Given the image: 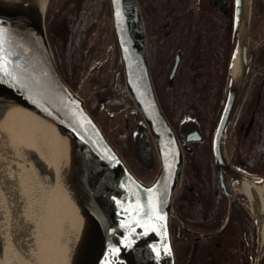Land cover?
<instances>
[{
    "label": "water",
    "instance_id": "1",
    "mask_svg": "<svg viewBox=\"0 0 264 264\" xmlns=\"http://www.w3.org/2000/svg\"><path fill=\"white\" fill-rule=\"evenodd\" d=\"M49 2L41 14L34 6L14 7V1L0 0V65L7 63L6 71L0 68V112L5 99H12L56 122L66 138V148L57 160L83 195L87 213L66 200L82 227L69 228L72 241L56 264H178L172 232V220L176 219L174 205L184 180L185 152L191 151L189 144L202 142L203 135L195 123L182 126L178 133L160 103L139 1L108 0L119 54L116 72L123 74L136 124L133 155L149 168L156 160L158 163L149 183L132 170L102 127L107 121L111 123L110 129L117 128L127 110L112 115L104 108L95 116L81 91L75 90L61 74L46 29ZM241 25L245 27L243 39L239 37ZM233 38L238 45L236 54H239L241 72L238 79L233 77L235 55L231 86L212 142L222 191L230 203L225 225L232 197L223 173L237 180L239 176L253 178L239 172L223 149L224 135L248 71L247 0H234ZM181 60L178 53L168 77L171 86ZM28 153L38 162L36 148L30 147ZM153 205L163 220L152 213ZM255 218L258 230L255 264H264L259 220ZM225 225L209 235L218 234ZM156 249L160 250L159 256ZM165 249H170V254Z\"/></svg>",
    "mask_w": 264,
    "mask_h": 264
},
{
    "label": "trees",
    "instance_id": "2",
    "mask_svg": "<svg viewBox=\"0 0 264 264\" xmlns=\"http://www.w3.org/2000/svg\"><path fill=\"white\" fill-rule=\"evenodd\" d=\"M146 24L150 65L160 103L177 129L197 124L205 138L186 153L184 180L175 201L179 219L172 221L178 264H254L258 248L257 220L246 196L222 192L212 153V137L230 87L235 54L234 0H139ZM48 39L63 77L83 89L95 104L131 110L120 85L117 65L105 82L87 80L95 59L108 47L119 60L108 0H50L46 13ZM183 59L174 84L168 77L174 58ZM118 62V61H117ZM95 88V91H93ZM262 122V121H261ZM250 147L233 139L232 162L252 175L264 176V125ZM120 146L133 154L131 135L119 130ZM225 228L214 236L212 234Z\"/></svg>",
    "mask_w": 264,
    "mask_h": 264
},
{
    "label": "bare ground",
    "instance_id": "3",
    "mask_svg": "<svg viewBox=\"0 0 264 264\" xmlns=\"http://www.w3.org/2000/svg\"><path fill=\"white\" fill-rule=\"evenodd\" d=\"M7 1H14V7L34 6L41 14L47 3ZM250 3L247 0L248 20ZM244 35L245 27L241 25L240 39ZM240 72L237 53L233 77L238 79ZM66 145L56 122L26 105L5 99L0 112V264H7L12 250L19 253V264H56L72 241L71 226L82 227L66 200L87 213L85 199L57 160ZM30 147L36 148L38 162L31 159ZM238 179V190L247 195L258 217L260 252H264V178Z\"/></svg>",
    "mask_w": 264,
    "mask_h": 264
},
{
    "label": "flooded vegetation",
    "instance_id": "4",
    "mask_svg": "<svg viewBox=\"0 0 264 264\" xmlns=\"http://www.w3.org/2000/svg\"><path fill=\"white\" fill-rule=\"evenodd\" d=\"M139 5H140V2H139ZM140 8H141V6H140ZM251 8H252V20H251ZM141 13H142V10H141ZM142 16H143V14H142ZM143 19H144V17H143ZM144 22H145V20H144ZM145 26H146V24H145ZM233 28H234V22H233ZM146 32H147V30H146ZM237 47H238V45H237ZM237 47L235 48L234 57L236 55ZM178 53L181 54V52H178ZM177 54H176V56H177ZM176 56H175V58H176ZM181 56H182V54H181ZM175 58H174V60H175ZM182 59H183V56H182ZM181 62H182V60H181ZM173 63H174V61H173ZM247 70H248L247 76H246V79L244 81L241 94H240L239 99L236 103V106H235L233 114L231 116L229 125L227 127V130L229 128V131H230V135H229V139H228V144H229V158L228 159H229L230 163L242 174H244L246 176H251V177H262V178H264V176L252 175V174H249L247 172H244L242 169L237 167L231 160L232 149H233V139L238 138L242 141L241 142L242 146L251 148L254 140L256 138H258V129H257L258 121H260L261 124L263 122V125H264V0H255V1L251 0V3H250L249 42H248V48H247ZM230 76H231V69H230ZM230 86H231V78H230ZM229 89H230V87H229ZM228 92H229V90H228ZM227 96H228V93H227ZM227 96H226V100H227ZM226 100H225L223 108L221 110L219 121H220L222 112L224 110ZM104 106L106 107V109L109 110V112L112 115H117L120 111L127 110L128 114L125 117H122L121 120H119V125L117 128L110 129L109 128L110 126H108L107 121L102 123V127L111 140L113 139L112 138L113 135H115V133L118 130H121V129L126 130L127 133H129L131 135V145H132L133 134H134L135 127H136L135 121L132 117V110L123 109V108L112 109V108L107 107L106 105H104ZM219 121L217 123V126L219 124ZM217 126H216V129H217ZM174 127H175V125H174ZM181 128L180 129L176 128L178 133L181 132ZM216 129H215V131H216ZM200 130H201V128H200ZM227 130H226V132H227ZM215 131L213 133V137H214ZM226 132H225V135H226ZM201 133L203 135V141H204L205 136H204L202 130H201ZM225 135H224V139H225ZM213 137H212V142H213ZM224 139H223V141H224ZM202 142H196V143L189 144V146L191 148V151H189V152H192L193 145H195L197 143H202ZM212 142H211V146H212ZM223 149H224V147H223ZM186 153H188V152H185V163H186ZM212 153H213V151H212ZM148 166L149 165L143 163L142 169L147 168ZM130 167L136 173V170H134V168L131 165H130ZM216 172H217V170H216ZM217 175H218V173H217ZM223 175H224V179H225L226 188H227V184L229 183L231 185L232 192L236 193L233 189L232 181L237 180V178H235V176H231V175L227 174L226 172H224ZM218 177H219V175H218ZM227 191H228V188H227ZM228 193L231 195L232 200H233L234 194L229 192V191H228ZM174 220L179 222V219L177 216H176V219H174ZM197 234L203 235V233H197ZM204 235H209V234H204Z\"/></svg>",
    "mask_w": 264,
    "mask_h": 264
},
{
    "label": "rangeland",
    "instance_id": "5",
    "mask_svg": "<svg viewBox=\"0 0 264 264\" xmlns=\"http://www.w3.org/2000/svg\"><path fill=\"white\" fill-rule=\"evenodd\" d=\"M251 20H252V8H251ZM117 61H119V60L114 58L112 48L108 47L106 49L105 53L100 58H97L94 60L92 66H91V70L89 71V76H88L87 80L93 79L95 81H101L102 83L107 81L112 76V71L115 70V67H116L115 65H118ZM119 90H120L121 94L123 95V97H125L129 100L128 93L126 91L124 84L120 85ZM93 91H95V88H93ZM81 93H82L87 105L89 106L90 110L93 112V114L95 116H98L100 111L102 109L106 108L103 104L104 99L100 101L102 103L101 105L95 104L91 101L90 95L87 92H85L83 89H81ZM110 124L111 123L108 122V126H110ZM229 135H230V131L228 128L226 135H225V139L223 141L224 152H225L227 158H229V144H228ZM118 137H119V130L115 133V135H113L112 140L115 143V145L117 147H119V150L122 153L123 157L125 158L126 162L129 164V166L131 165L134 168V170H136L137 175L143 181L149 183L153 179L154 175L157 172V166H158L157 160L155 162V165L150 166V168L147 167V168L142 169V164L133 154L128 155L127 153L124 152V150L120 146V141H119ZM238 182H239V180H233L232 181L233 189L236 192V194H243L244 195V193H242L240 190H238V188H239ZM246 198H247L246 206L255 217L256 215L254 214V211H253V205L247 196H246ZM19 208L20 207H18V209ZM257 251H258V248H257ZM256 257H257V255H256ZM20 260H21V258H20L19 253L16 250H12L8 256L6 263L7 264H19ZM49 262H50V259H49Z\"/></svg>",
    "mask_w": 264,
    "mask_h": 264
},
{
    "label": "snow or ice",
    "instance_id": "6",
    "mask_svg": "<svg viewBox=\"0 0 264 264\" xmlns=\"http://www.w3.org/2000/svg\"><path fill=\"white\" fill-rule=\"evenodd\" d=\"M0 68L4 69L6 71L7 68V63L5 62L4 64L0 65ZM152 213L156 216L157 219L159 220H163L164 217L158 214V209L155 205L152 206ZM141 227H145V225H141ZM148 227H152L151 225H148ZM153 231H155V229L153 228ZM118 251V249L116 250ZM156 255L159 256L160 255V250L156 249ZM165 251H167L170 254V249H165Z\"/></svg>",
    "mask_w": 264,
    "mask_h": 264
}]
</instances>
